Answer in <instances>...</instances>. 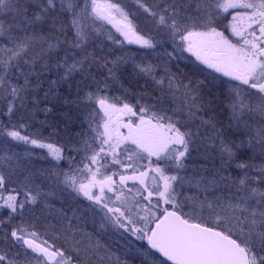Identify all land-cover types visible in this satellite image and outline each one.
Instances as JSON below:
<instances>
[{
	"label": "snow or ice",
	"instance_id": "1",
	"mask_svg": "<svg viewBox=\"0 0 264 264\" xmlns=\"http://www.w3.org/2000/svg\"><path fill=\"white\" fill-rule=\"evenodd\" d=\"M133 3L0 0V264H129L112 247L117 234L141 264H264V0ZM125 43L138 46V60L112 56ZM128 62L151 88L139 112L107 95ZM89 80L95 91L84 92ZM73 83L77 99L64 104L103 113L102 122L95 111L86 118L69 149L84 153L79 161L26 131ZM10 142L47 149L51 167L29 171ZM14 175L20 187L4 196Z\"/></svg>",
	"mask_w": 264,
	"mask_h": 264
},
{
	"label": "rangeland",
	"instance_id": "2",
	"mask_svg": "<svg viewBox=\"0 0 264 264\" xmlns=\"http://www.w3.org/2000/svg\"><path fill=\"white\" fill-rule=\"evenodd\" d=\"M119 3L124 5L130 11L135 10L133 0H119ZM134 23L137 24L141 30L144 28L143 31L147 32L148 26L146 25L142 16H140L138 14L134 20ZM106 27L108 29H111L112 33L116 35L115 31L113 30V28L111 26L106 25ZM106 35L107 34H105V40H104L105 44L108 43V41L106 40ZM126 44L127 43H125L126 49H128V50H126V52L128 55H130V56L134 55L135 51L139 52L138 46L128 47ZM97 51L99 52L100 49L98 48ZM107 51H108V48H105L104 52H107ZM123 51L124 50L122 49L120 52L123 53ZM124 53H125V51H124ZM123 65H127V66H125L127 68H128V66H130L131 69L133 68V65L131 62H128V63L123 64ZM181 65H184V64L181 63ZM92 71H93V73H97V72L102 71V70H98L97 68H93ZM76 79L79 80V79H81V77L77 76ZM88 84H90L92 86L90 88H88V87L84 88V92L95 91V85L92 83L91 80L88 81ZM131 85L136 86V84H134L132 82H131ZM62 87H65L69 91V93L72 94V95L71 94L69 95L68 93H66V97L68 99H70V100L77 99V95H76L77 89H76L75 83H73L71 88H69V86L67 84L62 85L57 92V98L51 99L50 102H45L47 104V107H49L51 109V111L48 113H44L43 111L36 112L35 117L30 121V126L28 127V129L26 131H27V134L34 136V138L43 140L46 143H53L58 147H63L65 150V155H76V157H77L78 154L73 153V152H69V149L71 147H73L74 145L80 146L77 144V141L80 139L81 140L83 139V137L81 135H79L82 132L78 131V129H76V128H73V127L71 128L69 126H66V129L64 127H62L60 129V127L59 126L57 127V125L56 126H52V125L50 126V122H49L50 117H52V116L54 117L56 114L59 115V112L61 110H63L64 108H66V109L71 108V109L75 110L77 107L80 106V108L82 109L80 112V115L83 116L81 118L83 121L80 122V119L78 120L77 119L78 117L75 114H73V116H72L73 121H72V123H70V122L69 123L72 125H75V123L77 124L79 122L81 124H88L86 118H88L90 116V114L92 113V111H91L92 109L98 110L99 115H97V117H96L98 122H102L103 113L100 111L98 105H95V104L88 105L87 107L84 105L83 102H81L80 104L65 105L64 104L65 94L63 96L65 89H62ZM110 89L114 90V91L119 90V91H126V92L129 90L132 93L131 89L126 87V85L123 86L121 81L119 83H115V84L110 83V87L107 90L108 96H110L108 94L109 93L108 91ZM149 90L150 91L148 93H150V95H151V88ZM221 91H222V89H221ZM42 95H43V93L41 92V96ZM81 95H83V93H81ZM109 98L113 99V98H111V96ZM133 98H134V100H133ZM139 98H140V96H138V95H136V96L131 95V98L129 101L130 103L133 102L132 104H134V106H135L134 111H137V112H139V105H137V100ZM149 99H150V97H148V96L145 97L144 100H141V104L147 102ZM122 104L120 103L119 105H122ZM43 106H44V104L41 105V107H43ZM77 115H79V113ZM74 129H75V131H74ZM83 132H85V131H83ZM62 140H68V141H64L65 144H67V145H63L62 143H64V142H62ZM69 141L71 142L70 144H68ZM10 143H11L12 150L19 153L21 155V157H23L22 163L29 171L38 173L40 170L48 169L51 167L50 157L47 156V149L34 148L31 145H24L22 143H19V144L15 143V142H10ZM29 149L32 152L31 157L24 156L25 151L29 150ZM0 154H3V153H0ZM77 161H78V159H77ZM216 163L218 165L219 162L217 161ZM257 163H259V160H257ZM60 167L62 170L66 169L68 167L67 161L66 160L61 161ZM210 167H211V164H210ZM234 171L236 172V170H234ZM234 175H236V173ZM21 179H22V177L18 178L17 176L14 175L12 182L6 184L5 189L2 190V194L4 196H7L13 188L20 187ZM41 179H43V178H41ZM131 182H134V181H131ZM109 195H111V194L109 193ZM143 195H147V194L143 193ZM19 198H22V194ZM50 202L53 203L54 205L56 203L60 204L59 200L53 199V200H50ZM40 207H42V205ZM36 208H37V210L40 209L39 207H36ZM46 212H47V210H46ZM7 216H8V211L6 209L0 208V220L6 219ZM50 218L53 219L52 217H50ZM41 219H43V218H41ZM25 220H32V213L26 214ZM18 223H20L19 217H17L16 220H14L12 222V224H9L8 228H10L14 224H18ZM43 225H44V223L42 221H39L38 227L40 228L41 231L44 230ZM0 227H2V226H0ZM5 230H7V229H5ZM110 235H112V234H110ZM126 236H127V234H126ZM49 238H52V237H49ZM103 239L105 241H108V236H104ZM128 239L132 241V244L134 247H141V246H143L145 248L147 247L146 241H138L134 237H131V236H128ZM56 243L58 245H62V246L64 245L63 243L61 244V242H58V241H56ZM111 244H112L113 249L117 252V254L121 255L122 258L127 259L129 261V264H141V258L139 256L133 257V256H126L124 254L126 241L122 237H120L118 234L112 235Z\"/></svg>",
	"mask_w": 264,
	"mask_h": 264
},
{
	"label": "flooded vegetation",
	"instance_id": "3",
	"mask_svg": "<svg viewBox=\"0 0 264 264\" xmlns=\"http://www.w3.org/2000/svg\"><path fill=\"white\" fill-rule=\"evenodd\" d=\"M109 26H111V25H109ZM112 27V26H111ZM144 29V28H143ZM142 29V30H143ZM114 31H115V29H113ZM116 33V32H115ZM116 36H119V33H116ZM120 39H123V37H120ZM128 47H135V46H137V45H135V44H126ZM122 49H117L115 46H113L112 47V56L114 57V56H121V55H123L124 54V51H126V50H128V49H126V46L124 45V48H123V53H121L120 51H121ZM139 52L138 51H135L134 52V55H136V58L137 59H139V55H137ZM186 54V56L188 55L187 53H185ZM110 58H112V57H110ZM193 59V58H192ZM194 60V59H193ZM181 63H183L184 64V62H181ZM125 66H127V65H122L121 66V68H122V71H121V73H120V81H121V83H122V85L124 86V85H126V87H128L129 89H131V91H132V93L129 91H114V90H109L108 92V94L111 96V98H115V97H120V101L118 102V106H121V105H119L120 103L122 104V103H129V104H131V105H134V104H132V103H130L129 101H130V98H131V95H134V96H136V95H138V96H140L143 92H145V91H150L149 89H150V87H146L145 86V82H144V80L142 79V78H140V77H137L136 75H135V73L133 72V68L131 69L130 68V66H128V68L127 67H125ZM181 66V68H184V65H180ZM131 70V71H130ZM186 70V69H185ZM222 79H224V78H222ZM130 82H132V83H134V84H136V86H132V85H130L131 83ZM62 89H65V92L63 93V96H64V94H65V97H66V93H68L69 95L71 94V93H69V91L65 88V87H62ZM226 89V86L224 87V88H222V91H224ZM72 95V94H71ZM109 96V97H110ZM148 97H151V95H150V93H149V96ZM133 100H134V98H133ZM115 102V101H114ZM81 108H80V106L79 107H77L75 110L74 109H71V108H68V109H66V108H64L63 110H61L60 112H59V115H55L54 117L52 116V117H50V120H49V122H50V126L52 125V126H56L57 125V127L59 126L60 127V129L62 128V127H64L65 129H66V126H69V127H73V128H76V129H78V131H80V132H82L83 133V131H87L88 130V124H81L80 122L81 121H83L81 118L83 117L82 115H80V112H81ZM92 112L93 111H95L96 113H98V110H96V109H92L91 110ZM79 113V115H77ZM73 114H75L77 117V119L79 120L80 119V122L79 123H75V125H72V124H70V123H72V116H73ZM90 117V116H89ZM129 119V117L128 116H124L123 117V120H124V122H127V120ZM132 119L133 120H136L137 119V117H132ZM70 122V123H69ZM75 122V121H74ZM87 126V127H86ZM102 130V129H101ZM74 131H75V129H74ZM122 131H124L125 132V134H126V132H127V130L126 129H122ZM64 141H68V140H62V142H64ZM81 139L80 140H78L77 141V144L78 145H80V143H81ZM61 142V143H62ZM71 142L69 141V143L68 144H70ZM63 145H67V144H65V142L64 143H62ZM84 155V153H79L78 154V156H77V159H78V161H79V159L82 157ZM145 163H147L146 161H145ZM209 167H210V164L208 165ZM113 167H116V166H113ZM236 172L235 171H233V175L235 174ZM115 179L118 181L119 180V177L117 176V177H115ZM135 184V186L136 187H140L139 186V184H136L135 182H131V181H127V185L129 186V187H131V186H133ZM142 191V190H141ZM146 193V192H145ZM147 194V193H146ZM55 206L56 207H59L60 206V204H55ZM33 215V214H32ZM35 215L36 216H41V213H40V209L39 210H37V208H35ZM44 216H47L48 214H47V212L45 211V213L43 214ZM40 221H42L44 224H45V220L44 219H41ZM48 223H51V224H55L56 223V221L54 220V219H51L50 218V216L48 217ZM55 235V233L54 232H51L50 231V237H52V236H54ZM126 235V234H125ZM51 239V238H50ZM58 242H61V244L63 243L64 244V242H63V240H57ZM58 245V244H57ZM60 246H62V245H60Z\"/></svg>",
	"mask_w": 264,
	"mask_h": 264
},
{
	"label": "bare ground",
	"instance_id": "4",
	"mask_svg": "<svg viewBox=\"0 0 264 264\" xmlns=\"http://www.w3.org/2000/svg\"><path fill=\"white\" fill-rule=\"evenodd\" d=\"M131 83V82H130ZM131 85V84H130ZM234 171V170H233Z\"/></svg>",
	"mask_w": 264,
	"mask_h": 264
},
{
	"label": "trees",
	"instance_id": "5",
	"mask_svg": "<svg viewBox=\"0 0 264 264\" xmlns=\"http://www.w3.org/2000/svg\"><path fill=\"white\" fill-rule=\"evenodd\" d=\"M62 137V136H61Z\"/></svg>",
	"mask_w": 264,
	"mask_h": 264
}]
</instances>
